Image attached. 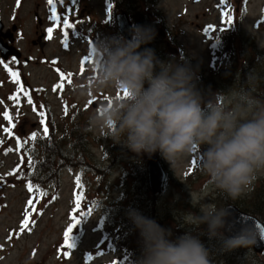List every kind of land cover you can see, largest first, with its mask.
Masks as SVG:
<instances>
[{
	"label": "rangeland",
	"instance_id": "rangeland-1",
	"mask_svg": "<svg viewBox=\"0 0 264 264\" xmlns=\"http://www.w3.org/2000/svg\"><path fill=\"white\" fill-rule=\"evenodd\" d=\"M123 1L113 0L110 4V0H64L61 4L56 0L57 14L61 18L57 26L55 21L49 19L51 6L47 0H20L19 7L17 0H0V20L3 22L0 41L8 48H15L20 55L13 56L7 51L8 56L4 58L0 52V61H3L0 63V264L115 263L118 252L107 246L105 239L109 232L113 235L118 226L110 221L102 222V218L107 205L116 206L113 209L116 219L121 213L127 217L125 208L132 203L135 192H139L137 196H144V169L146 165L147 171L149 154H137L124 143L106 137L99 130L89 131L90 143L85 153L87 161L82 159L75 162V168L69 164L59 169L58 195L53 201L50 195L46 196L36 210H30V230H22L24 213L30 209V193L19 174L26 170L29 162L26 151L34 148L31 134L37 133V141L40 139L37 147L43 143L45 125L41 123L40 112L49 116V126L58 137L75 124L77 127H85L89 116L101 104L112 99L114 93L110 89L93 93L90 97L81 96L77 85L82 86L90 76L92 49L98 44L108 43L105 37H98V23L109 39H132L127 38L117 26L116 17L126 7L124 4L121 6ZM125 1L127 5L130 4V0ZM219 1L140 0L138 3L139 9L150 13L147 18L157 24L156 29L160 28V20L166 23L167 32L161 39L165 41V49L170 56L161 62L191 68L195 82H198L196 84L201 89L202 106L214 101L231 108L239 103L238 96L234 97L233 94L243 92H240L234 77L239 79L247 75V85L255 86L256 100L264 104V86L255 83L264 82V0ZM112 5L115 19L112 9L109 12ZM225 11L232 17L231 25L225 22ZM65 17L73 24L77 23L79 35L70 29L65 38L64 30L61 29ZM130 21L133 26L144 24L139 18L134 21L131 17ZM209 25H214L215 29L222 26L233 28L232 33H227L226 39L227 48L235 60L220 71L224 82L218 88L206 85L205 81L216 72L214 63L220 64L215 57L212 60L215 55V39L209 37ZM53 26L56 30L52 38L48 39L47 29ZM65 40L68 47L64 46ZM142 46L141 52L148 49L144 47L145 44ZM85 56L89 59L82 64ZM5 64L12 71L19 72L20 83L30 94L32 104L28 103V96L23 92L19 93L18 102L9 99L19 91L20 85L13 81ZM61 72L64 73L63 78ZM59 84L63 87L54 91V86ZM115 94H119V90H115ZM245 96L251 97L250 94ZM65 106L68 107L67 115L64 112ZM5 112L12 117L11 123L16 124L11 129V135L4 131L5 128H11V123L4 117ZM9 148L11 152L7 151ZM197 151H202L201 147L198 146L188 155L178 156L173 165L160 153L167 179L162 192L151 191L153 195L145 194L154 202L152 219L171 231L169 238L173 241L186 233L196 236L208 250L210 264H264V252L259 253L250 246L228 250L223 241L229 237L222 230L221 235L210 236L207 224L196 225L185 221L188 214L200 215L201 206L208 204L224 209L234 204L252 213L244 205L250 209L257 200V193L264 192V170L256 173V179L238 199L232 200L215 188L201 165L193 164V160L197 159ZM91 163L97 165L100 171L92 168ZM85 164L90 168L81 167ZM17 168L19 171L15 175H8ZM79 174L83 176V194H79L83 197L80 203L82 211L78 214L81 225L75 229L72 247L67 248L69 241L64 234L72 223V216L77 214L75 208L78 194L74 193V187L75 178ZM48 192H54L50 185ZM92 201L94 206L87 211L86 207ZM120 202L124 204L121 210L117 207ZM253 215L261 220L263 218L258 214ZM122 222L118 221L117 224ZM170 225L172 228H169ZM237 251L244 254L243 259L242 256L232 257Z\"/></svg>",
	"mask_w": 264,
	"mask_h": 264
},
{
	"label": "clouds",
	"instance_id": "clouds-1",
	"mask_svg": "<svg viewBox=\"0 0 264 264\" xmlns=\"http://www.w3.org/2000/svg\"><path fill=\"white\" fill-rule=\"evenodd\" d=\"M153 37L152 29L133 26L131 40L112 38L92 49L90 76L77 85L80 95L90 97L106 89L114 94L89 116L88 130H99L137 154L159 151L172 165L178 156L199 146L201 167L211 183L232 200L238 199L256 173L264 170V104L234 93L241 102L231 108L214 101L202 106L190 67L161 62L152 49L138 51ZM200 212L188 214L185 221L207 224L210 236L221 235L225 209L208 204ZM128 215L143 240L138 264H210L208 250L191 233L173 241L171 231L154 219L132 208ZM257 234L254 228H243L224 239V247H249Z\"/></svg>",
	"mask_w": 264,
	"mask_h": 264
},
{
	"label": "trees",
	"instance_id": "trees-1",
	"mask_svg": "<svg viewBox=\"0 0 264 264\" xmlns=\"http://www.w3.org/2000/svg\"><path fill=\"white\" fill-rule=\"evenodd\" d=\"M125 1V0H124ZM121 4V6L126 5V7H124L125 11H127L130 15V17H132L135 21V19L139 18L141 19L144 24L142 25V27L145 28H150L153 30L154 32V36L157 37V39H155V37H153V39L145 44L146 46H144L145 48L148 49H152L155 52L156 57L160 60V61H164L169 59L168 56H170L167 51H166V46H165V41H163V36L165 34L166 31V23L164 22V20H160V28L156 29L157 24H153V22H151L147 16L150 14L149 12L143 11L140 8V5L138 2H140V0H130V4L127 5L126 1ZM113 2V0H110V4ZM110 9H112V12L114 14V19H115V10L114 7L112 5V7L110 6ZM133 21V22H134ZM69 23H72L69 20ZM73 24V23H72ZM75 27L74 29V34L75 35H79L80 31L77 30V23L73 24ZM99 27L98 30V37H105L106 41H110L111 39H109L107 37V35L105 34L104 30L102 29V25H100L98 23L97 25ZM97 26H95V29H97ZM233 29V28H231ZM231 29H226L223 28L220 31H224V32H209V37L210 38H214V48H215V55L212 56V60L214 59H218L220 61V64H216L214 63V70H216L215 73H213L212 77L209 78L206 81V85L208 84V86H212L215 85V88H218L221 84V82H224L223 79V75H220V71H222L225 66H228L230 64L233 63V60H235V57L232 59V53L230 52V50L227 48L228 44H227V39L226 37L228 36L227 33H232L233 31ZM70 29H67V31H69ZM65 31V29H64ZM170 33V32H169ZM168 33V34H169ZM119 34V33H118ZM158 36H157V35ZM227 34V35H226ZM223 35L225 37H223ZM144 44H141V46ZM142 47H140V49H142ZM138 49V51L140 50ZM141 51V50H140ZM232 59V60H231ZM259 59H261V56H259ZM248 76V75H247ZM247 76L245 77H240L239 79H237V76L234 77L237 81H238V88L240 89V92H243L242 94H250L251 98L257 99L254 88L255 86H248L247 85ZM203 77V76H202ZM198 82H195V86L196 89L199 91V93H201V89L199 90L200 86H197ZM255 83H260L262 86H264V82H255ZM246 90V91H245ZM240 94V93H239ZM222 97V95H221ZM249 97V96H248ZM238 101L239 103L241 102L238 96ZM79 111H77L78 113ZM49 116L46 114L45 115V123L46 124L49 131L47 136L44 135L42 141L43 143H41L40 147H37V143L40 142L38 139L36 140H32L34 148L30 151H26V155H28L29 157V162L26 166V170H24L23 172H21L19 174V178L24 181L26 190L28 193H30V197L28 199V201L31 199L33 201V204L35 206V210L38 208V205L40 203L41 200H43L46 196H51L50 200L53 201L56 196L58 195V186H59V182H60V176H59V169L61 167H63V165H69V166H73V168H75V162H79L80 160H86L85 159V153L86 149H88V145L90 143L89 140V130H88V124L83 127H77L78 125L75 124L76 126H74L72 129L64 131L63 134L58 135V137L56 136V134L53 132V128L51 130L50 128V124H49ZM54 127V126H53ZM57 131V129H56ZM67 150V153L65 152V150ZM201 156H202V151H199L197 156H196V163L197 165H201ZM87 161V160H86ZM65 162V163H64ZM75 164V165H74ZM92 168L94 169H99V167L97 165H95L94 163H91ZM81 167L85 168V169H89V165L85 164L84 166L81 165ZM63 169V168H62ZM61 169V170H62ZM145 177H144V188H145V193L142 192L144 194V196H137L139 192H135L133 199L131 200L132 203L130 205H127V208H125L128 212V210L130 208L132 209H136L138 210L143 216L147 217V218H151L152 219V212H153V208H154V202L152 201L151 197L146 196V195H153L151 193V189H150V185L149 184V179H148V170L146 171V165H145ZM77 178H79V185L77 184ZM83 176L81 174H79L76 178H75V187H74V193L77 195L79 194H83V190L81 189V187H83ZM31 183L33 185V190L30 192L27 188V185ZM49 185L52 186L54 188V192L49 194L48 192V188ZM146 194V195H145ZM245 204V203H244ZM122 205H124L123 203L120 202V205H118L117 207L121 210L123 207ZM94 206V202L92 201L87 207L86 210H91ZM126 206V205H125ZM246 209H248L250 212H252L253 214H258L259 216L263 217L262 220L264 221V192H259L257 193V200H255L254 204L250 207V209L247 207V205H244ZM116 206H112V205H107L104 213V216L102 218V222L106 221H110V223H112L114 226H118L116 231H114L115 233L112 235L110 232L108 233L107 237H106V243L107 246H111V248L115 249L118 254L115 257V263L112 264H138V261L141 259L142 255H143V240L142 237L140 235V231L139 229L134 225V223L132 222V220L129 217V215L127 214V217H124L123 213L120 214V216L118 217V219L115 218L116 213L113 210ZM32 208L30 207V209L28 210V212H30ZM75 210H77V207L75 208ZM81 211H82V207H81ZM113 211V212H112ZM120 213V212H118ZM261 214V215H260ZM24 215H26V211L24 213ZM110 216L112 218H110ZM127 218V219H126ZM80 221V219H79ZM118 221H123L122 224H117ZM81 225V221L76 224L73 228H72V233H71V241L72 242L74 237H75V229L78 227H80ZM164 226V225H162ZM124 228H128V229H124ZM169 228H172V226L170 225ZM171 239V238H169ZM172 240V239H171ZM251 247V246H250ZM220 249H218L219 251ZM239 256H243L244 254H240L239 251H237V253H235L232 257L234 258H238Z\"/></svg>",
	"mask_w": 264,
	"mask_h": 264
},
{
	"label": "water",
	"instance_id": "water-1",
	"mask_svg": "<svg viewBox=\"0 0 264 264\" xmlns=\"http://www.w3.org/2000/svg\"><path fill=\"white\" fill-rule=\"evenodd\" d=\"M117 24L120 31L126 35L127 38L132 37L133 25L130 21L129 14L127 12H123L117 15ZM3 26V22L0 21V29ZM1 33V32H0ZM6 36V34H4ZM1 40V39H0ZM0 50L2 55L7 58L6 52L10 51V54H15L20 56L15 51V48L7 47L0 41ZM148 85L145 84V88ZM162 163L160 160V152L157 151L150 155L149 163L147 165L148 170V179L149 185L153 192H162L164 190L165 181L167 178V173L162 167ZM227 215L225 217L226 225L222 230L228 237H233L240 234L243 228H254L256 230L257 237L256 243L252 244L251 247L254 248L257 252H264V223L263 221L253 215L252 213L241 210L234 204L227 205L225 209Z\"/></svg>",
	"mask_w": 264,
	"mask_h": 264
},
{
	"label": "snow or ice",
	"instance_id": "snow-or-ice-1",
	"mask_svg": "<svg viewBox=\"0 0 264 264\" xmlns=\"http://www.w3.org/2000/svg\"><path fill=\"white\" fill-rule=\"evenodd\" d=\"M47 2H48V4L51 6V16L49 17V19L52 20V21H55L56 25L59 26L61 18H60V16L57 14L56 0H47ZM59 2H60L61 4H63V3H64V0H59ZM221 2H225V0H221ZM19 3H20V0H17V7H19ZM110 11H111V9H109V12H110ZM223 15H224V17H225V22H226L227 24L231 25V24L233 23V20H232V17L229 15V13H228L227 11H225V12L223 13ZM63 27H64V29H65V31H64V36H65V38H67L68 35H69L67 29H73L75 26H74L72 23H69L68 18L65 17V18H64V21H63ZM218 30H221V29H215L214 26H211V25L208 26V29H207V31H210V32H215V31H218ZM53 31H54V29H53L52 27H49V28L47 29L48 39H51V38H52V33H53ZM64 46H65V47H68L67 40L64 41ZM88 59H89V57H88V56H85L84 59H83V61H82V64H83L84 62L88 61ZM13 60H15V57H13ZM0 63H3V61H0ZM4 66H5V68L8 70V72L10 73V75H11L13 81L20 85V87H19V91H18L16 94H14L13 96L9 97V99L18 102V99H19V93H20V92H23L24 95L28 96V103H29V104H32L33 101H32V99H31L30 94L27 92V90L24 89L23 84L20 83V74H19V72L12 71V69L9 68L7 64H5ZM58 71H59V70H58ZM60 75H61L62 78L64 77V73L61 72ZM69 76H71V74H69ZM69 82H70V81H69ZM62 87H63V85H62V84H59V85L54 86V89H53V90L55 91L56 88H62ZM0 103H2V101H0ZM89 103H92V101H89ZM33 110H34V111L36 110V109H35V106L33 107ZM64 112H65V115L68 114V107H67V106H65ZM39 114H40V116H41V118H42V119H41V123L44 124V123H45V113L40 112ZM4 117H5L6 120H8V121L11 123L12 117L9 115L8 112H5V113H4ZM15 127H16V124L11 123V128H5L4 131H5V132H8V133L11 135V134H12V133H11V129H12V128H15ZM43 131H44V134L47 136L49 129H48V127H47L46 124H45V126H44ZM36 138H37V133L33 132V133L31 134L30 139L34 141V140H36ZM17 142H18V144L20 143L19 137H17ZM0 143H2V141H0ZM25 143H27V141H25ZM7 151H8V152H11L12 149L9 148V149H7ZM22 159H23V158H22ZM195 163H196V161L193 160V164H195ZM18 171H19V168L14 169L12 172H9L8 175H15ZM77 184L79 185V178H77ZM27 188H28V190L31 192V191L33 190V185H32L31 183H29V184L27 185ZM82 199H83L82 196L77 195V197H76V203H77V214H74V215L72 216V223L69 225V227L67 228V231H66L65 234H64V235H65V239H66L67 241H71L72 228H73L76 224H78V223L80 222V221H79V216H80V215H78V214L81 212L80 203H81ZM28 205H29V207L32 208L33 211L35 210V206H34L33 201H32L31 199L28 201ZM84 214H86V213L84 212ZM30 216H31V213L28 212L27 209H26L25 219L22 221V225H23L22 230H23V229H28V230H30V228H29V222H30L29 218H30ZM33 223H34V222H33ZM66 247H67V248H71V247H72L71 242L67 243V244H66ZM65 254L67 255V253H65Z\"/></svg>",
	"mask_w": 264,
	"mask_h": 264
}]
</instances>
